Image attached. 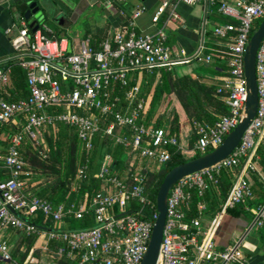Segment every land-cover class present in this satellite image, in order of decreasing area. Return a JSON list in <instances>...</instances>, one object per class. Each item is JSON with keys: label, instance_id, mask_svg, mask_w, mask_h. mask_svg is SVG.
I'll return each mask as SVG.
<instances>
[{"label": "built area", "instance_id": "2783aa9c", "mask_svg": "<svg viewBox=\"0 0 264 264\" xmlns=\"http://www.w3.org/2000/svg\"><path fill=\"white\" fill-rule=\"evenodd\" d=\"M170 1L173 0H163L153 16L154 23ZM174 1L194 5L202 0ZM220 11L236 20L213 29L214 35L224 43L210 46L203 37L191 53L175 50L168 43L164 29L139 32L133 21L129 28L114 30L97 47L89 39L73 44L66 37L58 38L46 23L33 31L25 18L19 19L15 31L9 30L13 54L7 60H14L25 69L29 95L9 100L1 94L9 83L11 67L3 64L6 60L0 61V125L11 124L14 128L8 132L6 153L0 155V167L9 172V177L0 182L2 260L14 261L10 244L1 232L2 228L10 227L63 241L65 246L60 252H65L75 264L141 263L157 217V209L150 216L145 214V209L156 207V201L153 204L146 191V174L142 168L118 176L109 171L107 155L97 174L101 180L99 191L86 193L78 201L54 204L28 189L24 179L29 174L28 163L21 147L26 142L43 146L42 153L46 156L47 127L63 123L75 129L86 154L92 151L99 135L113 139L137 158L160 167L170 160L169 147L178 146V139L154 122H147L149 98L129 75L145 68L172 70L191 62L211 64L215 54L226 60L228 75L217 86L216 94L223 99L227 111L213 122L194 120L198 135L194 151L205 152L220 145L245 116L248 89L244 56L254 24L264 19V0H238L235 4L223 1ZM179 18L178 13H172V21ZM256 73L257 114L239 146L220 163L183 177L170 189L157 264H246L239 241L221 249L214 237L226 210L241 203L252 212L257 227L264 228V200L251 204L256 200L253 185L243 172H238L244 161L245 169L258 176L264 193V171L253 160L264 143V38L257 53ZM88 171L87 163L80 164L77 180L82 181ZM223 173L230 179V188L205 228L202 215L208 208L207 199L214 194L221 196ZM135 203L141 207L134 206ZM193 204L198 217L189 216ZM39 215L55 226H37L31 217ZM89 215L94 219L93 226L59 227L67 217L82 219Z\"/></svg>", "mask_w": 264, "mask_h": 264}, {"label": "crops", "instance_id": "0c3cea01", "mask_svg": "<svg viewBox=\"0 0 264 264\" xmlns=\"http://www.w3.org/2000/svg\"><path fill=\"white\" fill-rule=\"evenodd\" d=\"M223 1L235 4L238 0H202L194 5L173 0L164 9L159 21L154 23L153 16L163 0H0V61L9 59L13 54L12 35L9 30L15 31L19 19L25 18L20 9L21 5L25 3L37 2L41 10L37 15L38 24H48L52 28L54 36L58 37L56 34L60 33L61 36L58 38L66 37L73 44L79 42L80 39H89L91 43L101 42L105 36H108L114 30L129 28L130 22L133 21L139 32L155 33L160 28L164 29L168 43L175 50L191 53L197 48L203 37L210 46L224 43V40L217 38L213 33L215 26L223 24L222 20L228 17L220 11ZM97 10L100 12L98 19L93 18L94 12ZM139 10H141L140 14L135 16V12ZM173 12L178 13L180 16L176 21L171 20ZM60 17H62V23L58 22ZM27 21L30 23L29 20ZM205 71L204 74H194L189 69V71L184 70L179 74L174 68L175 75L178 77H199L205 83L215 86L214 96L221 104L220 109L223 112L218 111L216 107L207 108V111L218 117L227 111L223 99L216 94L217 86L228 75L226 60L215 54L214 61L211 64H206ZM141 75L142 81H144L145 74L142 73ZM2 92L6 94L7 91L2 89ZM170 94H163L152 114L151 122L176 136L178 139L177 149L185 158H192L196 154L194 146L198 139L194 120L200 119L191 117L179 99L174 104L176 106L169 107ZM147 97L151 102L152 94ZM12 128L1 130L4 135L0 140V155L6 153L8 132H13ZM128 154L131 155L128 162L130 166L136 168V170L142 168L146 176L149 172L148 168L151 166L157 168L152 161L137 158L130 152ZM253 160L262 169V159L258 152H256ZM244 165L245 162L243 161L238 167V172H243L252 185L256 182L260 183L258 176L254 172L245 169ZM24 179L28 189L33 192L34 189L40 187L41 184L38 183H41L43 176L38 179L35 176H25ZM260 187L262 189L261 183ZM228 191L229 189L227 193ZM227 193L225 195L221 193V196L214 194L207 199L208 208L202 215L205 228L208 227L210 220L220 209L222 197L224 198ZM66 226V220L59 225L64 229ZM1 232L8 240L16 262L21 264L23 261L25 264H75L65 252H60V248L65 246V243L61 240L49 239L44 233L27 234L22 230L10 227L2 228ZM34 235H36V238L30 244L29 239ZM214 240L221 249L239 241L245 255L246 264H264V228L257 227L254 223L253 214L247 207L246 209L241 206L228 208ZM14 261L6 262L0 257V264H16Z\"/></svg>", "mask_w": 264, "mask_h": 264}, {"label": "trees", "instance_id": "16d2710c", "mask_svg": "<svg viewBox=\"0 0 264 264\" xmlns=\"http://www.w3.org/2000/svg\"><path fill=\"white\" fill-rule=\"evenodd\" d=\"M222 22H236V20L226 17L222 20ZM259 23L260 22L257 23V26L259 25ZM56 35L58 37L61 36L60 33ZM99 43L100 42L95 41L91 44L97 47ZM3 64L5 66H10L11 72L9 76V83L5 87L7 94L3 92L1 94L9 100H17L20 98L27 97L29 95V89L27 85V73L25 69L16 64L14 60H6ZM202 67L206 69V64H202ZM142 73L145 74L144 81H142L141 78ZM157 74H161V78L158 84L154 86V90L152 91L154 82L157 78ZM171 78H174L176 82L172 83L170 81ZM131 81L137 82L141 85L142 93L145 94V97L152 94L147 122L151 121L152 114L164 93L169 94L174 92L182 103L185 110L189 112L191 117L196 119L213 122L217 117L213 116L210 112L207 111V108L210 107H216L218 111L223 112V110L220 109L222 107L221 104L218 102L214 95L209 94L210 101L203 102L202 98L200 96L198 97L195 94L196 91L193 92L194 86L197 81L194 77H178L177 75H175L174 69L169 70L167 68L158 67L145 68L144 71L135 72V75L131 78ZM199 85L202 89L209 87L215 92V86L207 84L204 81ZM186 94H188V96ZM186 98H190V101L187 102ZM5 127L11 129L12 125H0V130L4 129ZM45 143L48 147L46 156H43L41 158L37 157V162L33 160L34 163H32V167L37 168L39 167L40 163L43 166L41 168H50L59 176L54 182H51L46 185L41 184L40 187L38 189H34L33 192L54 204L78 201L79 199L83 198L86 193L92 195L99 191L101 189V180L97 176V174L107 155L110 156L108 168L111 173L116 174L118 176H124L129 175L136 170V168L130 166L128 163V158L131 157V155L128 154L130 150L124 145L116 143L113 139L109 137L98 135L94 140V147L92 151L89 152V154L83 152V156L82 158H80L81 142L76 134V131L74 128L63 123L47 127L45 131ZM25 144L26 143H23L21 151L25 159L30 161V158L27 157V154L24 151ZM210 150L212 149H208L205 152L197 151L195 156L193 157L199 156ZM169 151L171 153V158L166 163L160 166V172L153 173V177H151L148 172L146 176V191L149 194L151 200L153 201V204L156 201V195L159 186L167 172L171 170L174 166L184 161H187L188 159H191L185 158L176 146H170ZM257 152L262 159L261 167L264 171V145H260L257 149ZM47 162H50V164H48ZM83 163L88 164L89 171L83 178V180L80 181V183L76 182L77 188L75 190H72L70 184L74 181L76 177L78 166ZM42 176L43 174H39L35 177L38 179ZM7 177H9L8 170L0 167V182L6 179ZM152 178L153 180H151ZM221 180L222 195H225L230 186V179L226 173H223ZM253 188L256 194V200L251 204H257L262 202L264 200V193L260 187V183H254ZM134 206L138 208L141 207V205H138L137 203H135ZM236 206H241L243 207V209H246L247 207L246 204L243 203L237 204ZM155 211L156 207L153 206V208L149 210L145 209V214L150 216V214ZM189 216H199L198 211L195 208V204H193V208L191 209V213ZM31 220L40 228L55 226V224H53L49 220L44 219V217L41 215L37 217H31ZM66 223V229H81L93 226L94 219L92 215H89L86 218L82 219H77L73 216H70L66 218ZM35 238L36 235L31 236V238L29 239L30 244L34 242ZM23 262L22 264H25Z\"/></svg>", "mask_w": 264, "mask_h": 264}, {"label": "water", "instance_id": "95a60500", "mask_svg": "<svg viewBox=\"0 0 264 264\" xmlns=\"http://www.w3.org/2000/svg\"><path fill=\"white\" fill-rule=\"evenodd\" d=\"M20 9L24 13L25 18L30 21V26L33 31L37 30L39 27L37 15L41 12L37 2L22 4ZM58 22L62 23V17L58 19ZM263 38L264 19L255 28L246 46L244 70L248 93L245 103L244 118L235 126V128L228 134L220 145L206 153L174 166L164 176L156 195L157 217L153 224L147 250L140 264L158 263L166 223L168 195L173 185L183 177L214 166L230 156L239 146L245 132L256 116L259 101L256 62L258 49Z\"/></svg>", "mask_w": 264, "mask_h": 264}, {"label": "rangeland", "instance_id": "374dc122", "mask_svg": "<svg viewBox=\"0 0 264 264\" xmlns=\"http://www.w3.org/2000/svg\"><path fill=\"white\" fill-rule=\"evenodd\" d=\"M99 17H100V12H98V10H97V11L94 12L93 18H97L98 19ZM261 21L262 20H257L256 21V23L253 26L254 27L253 28V31L255 30V26H257V23L258 22H261ZM189 69H190V72H193L194 74H204L206 72L205 71V68L202 67V64L201 63H196V62H194L193 64L177 65L175 67V70L179 74L181 72H183L184 70L189 71ZM134 75H135V73H131L129 75V78L134 77ZM160 78H161V74H157V78H156L153 86H156V84H158ZM195 79L197 81H196V84L194 83L195 86H194L193 92L196 91L195 94L198 97L200 96L202 98L203 102H209L210 101V95L209 94L214 95L213 89H211L209 87H207L205 89L200 88V85L199 84H201L203 82V79L202 78L200 79L199 77H195ZM170 81L172 83L173 82H176L174 78H171ZM152 90H154V87L152 88ZM171 94L169 96L170 97L169 98V103H168L169 107L172 106V105L173 106H176L174 104H176L177 103V100H178V97H177V95L174 92L171 93ZM186 95L188 96V94H186ZM186 101L189 102L190 101V98H186ZM2 135H4V134H2ZM24 151L27 154V157L30 158V161L27 160L28 167H27L26 170H27V172H29V174L26 175L27 177H33V176H36V175H39V174H43V179H42L41 183H38V184H42V185H46V184H49V183L54 182L55 180H57V178H58L59 175L56 174L50 168H41L43 166L40 163H39V167H37V168L32 167V165H33L32 163H34L33 160H35L37 162V157H40V158L43 157V153H42L43 146L36 145V144H32L30 142H26V144L24 146ZM82 156H83V151H82V149H80V158H82ZM128 159L130 160L131 157L128 158ZM47 163L50 164V162H47ZM129 168H131V167H129ZM148 169H149V174L151 175V177H153V173L160 172V167H158V166H157V168L154 167V166H151ZM151 180H153V178ZM34 181H37V180H34ZM76 182L80 183V181L77 180V178L75 177L74 181L71 182V184H70L72 190L77 188L76 187L77 186Z\"/></svg>", "mask_w": 264, "mask_h": 264}]
</instances>
